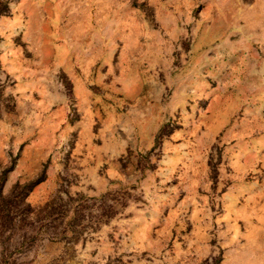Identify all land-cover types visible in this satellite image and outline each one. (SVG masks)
I'll list each match as a JSON object with an SVG mask.
<instances>
[{"label":"rangeland","instance_id":"rangeland-1","mask_svg":"<svg viewBox=\"0 0 264 264\" xmlns=\"http://www.w3.org/2000/svg\"><path fill=\"white\" fill-rule=\"evenodd\" d=\"M0 264H264V0H0Z\"/></svg>","mask_w":264,"mask_h":264}]
</instances>
